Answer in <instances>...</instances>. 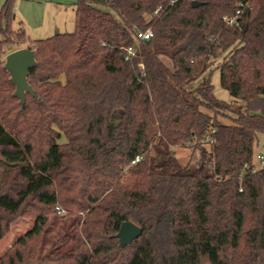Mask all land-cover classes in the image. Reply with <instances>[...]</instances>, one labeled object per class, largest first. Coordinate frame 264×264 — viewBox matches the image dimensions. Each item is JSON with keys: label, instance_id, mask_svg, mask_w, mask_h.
<instances>
[{"label": "trees", "instance_id": "obj_1", "mask_svg": "<svg viewBox=\"0 0 264 264\" xmlns=\"http://www.w3.org/2000/svg\"><path fill=\"white\" fill-rule=\"evenodd\" d=\"M70 1L75 30L40 40L0 10V240L35 220L0 264H264V0ZM27 42L22 102L3 57Z\"/></svg>", "mask_w": 264, "mask_h": 264}, {"label": "rangeland", "instance_id": "obj_2", "mask_svg": "<svg viewBox=\"0 0 264 264\" xmlns=\"http://www.w3.org/2000/svg\"><path fill=\"white\" fill-rule=\"evenodd\" d=\"M5 1L0 0V10ZM95 3L98 7L107 8L103 3ZM12 26L15 30L24 29L30 40L45 39L58 32H73L76 27L75 5L70 0H15ZM25 47L30 48L31 42L12 45L8 50L13 51ZM6 56L3 57L5 62ZM206 74H210L217 97L232 102L233 97L221 85L220 70H209ZM61 78L64 80L63 77ZM59 141L65 142L66 139L62 137ZM263 149L264 134H261L259 143L255 145L254 153L256 154ZM174 150L182 164H197L200 157L199 149L194 151L193 146L187 143L184 146L174 147ZM57 211L65 213L60 207H57ZM34 223L35 220L27 216L15 219L0 240V257L6 254L24 233L31 230Z\"/></svg>", "mask_w": 264, "mask_h": 264}, {"label": "water", "instance_id": "obj_3", "mask_svg": "<svg viewBox=\"0 0 264 264\" xmlns=\"http://www.w3.org/2000/svg\"><path fill=\"white\" fill-rule=\"evenodd\" d=\"M98 3H104L106 0H92ZM194 6H199L201 3L197 0H193ZM36 65L35 50L25 47L15 49L7 54L6 62L4 64L11 74V81L16 85L15 95L25 101V92L34 93L33 88L29 84L27 77L29 69ZM143 232L141 226L137 225L133 221L127 220L121 224V227L116 234L119 238L121 245H126L132 242L135 238L139 237Z\"/></svg>", "mask_w": 264, "mask_h": 264}, {"label": "built area", "instance_id": "obj_4", "mask_svg": "<svg viewBox=\"0 0 264 264\" xmlns=\"http://www.w3.org/2000/svg\"><path fill=\"white\" fill-rule=\"evenodd\" d=\"M240 10L237 11V15L240 14ZM225 20L228 21V23L233 24L236 21V17H225ZM153 35L151 30H148L146 32L137 31V38L141 39H149ZM136 53V47L131 45L126 48V54L125 59H130L131 56H133ZM205 142L209 145H212L214 143V139L211 135H208L205 139ZM256 161L258 163V167L253 168V171H256L257 168L264 170V149L262 151H259L256 153Z\"/></svg>", "mask_w": 264, "mask_h": 264}]
</instances>
